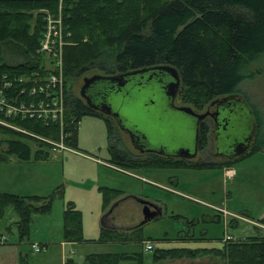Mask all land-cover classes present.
I'll return each mask as SVG.
<instances>
[{"label":"trees","instance_id":"obj_1","mask_svg":"<svg viewBox=\"0 0 264 264\" xmlns=\"http://www.w3.org/2000/svg\"><path fill=\"white\" fill-rule=\"evenodd\" d=\"M58 5L59 0H0V74L7 75L14 82L7 92L10 99L22 86L15 79H30L36 73L43 76L51 71L52 67L41 64L39 57L45 58V55L37 49L47 27L44 11L55 17ZM61 16V31L67 41L63 45L65 82H71L74 76L87 70L89 67L85 64H93L115 48L114 69L109 70L103 64L100 69L113 73L157 64L172 65L181 77L180 100L199 108L222 96L238 97L236 87L242 80L241 68L264 54V0H61ZM14 56L23 59L13 63ZM52 57L55 58L56 53ZM64 93L65 120H68L65 130L72 133L68 141L72 145L76 140V123L81 116L91 113L65 88ZM71 118L74 119L72 123ZM7 120L39 133H51L55 140L60 137L57 124L46 127L42 122L29 119ZM106 126L108 141H111L112 129L108 121ZM9 133L16 137H8ZM20 135L0 125V140L7 144V154L25 161L48 157V151H32ZM109 148L113 163L131 165L125 155L117 154L113 143ZM259 149L253 146L251 151L238 158ZM4 160L5 157L0 155V162ZM150 160L159 161L160 164L155 166L161 168L209 167V164L183 160ZM100 191L104 209L122 194L121 190L107 186L101 187ZM51 203L52 196L1 193L0 217L11 206L18 217L15 222L18 236L25 240L32 215L47 213ZM108 218L107 214L101 217L99 240L124 237L110 229L112 224L109 225ZM260 220L264 222V217ZM137 232L138 240H143L140 229ZM63 237L67 241L85 240L81 212L71 202L66 203L63 212ZM177 252L189 256L208 253L218 256L221 259L219 264H264V235L226 240L221 246L212 248L159 249V253H153V260ZM132 256L124 253L90 254L83 264H130L127 262ZM133 257L137 260L132 264H144L142 253ZM18 264H28L26 257L20 256Z\"/></svg>","mask_w":264,"mask_h":264},{"label":"rangeland","instance_id":"obj_2","mask_svg":"<svg viewBox=\"0 0 264 264\" xmlns=\"http://www.w3.org/2000/svg\"><path fill=\"white\" fill-rule=\"evenodd\" d=\"M44 13L46 18L53 20L50 22L49 28H55L59 32L63 28L61 0H59L58 13L55 17L51 16L47 10ZM63 38L62 34V39L61 36L59 37L62 40L61 52L58 51L57 60L52 57L53 54L50 52L42 53L45 58L39 57V60L41 64L47 65V68L54 67L60 62V70L65 78L63 45L67 41ZM111 49L93 64H85V67L89 68L74 76L71 82L64 80L63 87L69 92V95L78 96L84 77L105 74L106 71L100 69V64L107 66L109 70L114 69V55L117 50ZM13 59L11 62L15 63L23 57L14 56ZM241 72L242 80L236 87V94L244 101L252 115L248 118L237 115L233 122L236 125L241 124L240 130L242 131L247 129L250 122L253 121L255 133L249 151L253 146L260 149L242 158L227 162L225 159L213 155L214 142L208 135L199 149L197 158L191 163L203 161L202 163L209 164V167L199 169L156 167L155 165L160 162L150 160V158L146 159L148 155H139L131 145L128 135L116 130L114 121H108L113 136L108 144L106 122L99 116L83 115L80 117L75 125V127L77 126L75 138L77 143L72 145L68 142L72 137L70 130H63L62 134L65 135L68 132L69 135L65 138L59 135L60 137L55 140L51 137V133L36 132L16 121H5V124L2 122L4 125L1 126L4 128L10 127L12 131L21 133L22 136L19 137L28 142L32 151L42 149L50 154L45 159L36 161L31 159L26 162L14 154H7V144L0 140V155L5 157V160L0 162V194L52 196V203L47 213L36 212L32 215L29 235L25 240H20L15 224L18 217L11 206H8L0 217V237L3 236L4 239L1 243L7 241L0 244V248L20 247L19 251L22 252V256L26 257L28 264H62L59 245H49L48 250L35 252L31 248V244L36 243L44 246L40 242L43 240L41 238L46 235L51 237V241L59 242L61 239L59 237L63 232V212L66 201L71 200L73 205L82 211L87 233L92 234V225L98 224L101 215L103 216L108 211L114 201L124 198L127 192L141 198H149L148 200L161 207L162 215L160 217L140 226L143 241H150L154 245V249L146 252L148 258L152 260L153 253H159V249H171L162 245H172V241L176 238H186L187 246L172 249L219 247L226 241L227 235L232 237L230 240L264 235V222L259 219L264 216V144H262V140H264V54L245 64L241 68ZM156 98L159 100L160 106L165 107L161 96H156ZM147 100L148 96L144 97V101ZM176 103L178 102L176 101ZM191 104L188 105L195 107ZM127 105V110L128 108H138L137 103ZM206 105L204 104L199 110L203 111L207 107ZM139 109L143 111L140 104ZM29 120L36 121L35 119ZM14 135L9 133L8 137L15 138ZM48 140L64 143L65 148L54 147L47 142ZM111 143H113L115 151L119 153L125 151L128 155L126 158L129 159L131 165H118L112 162L109 153ZM65 150L79 151L88 157L98 158L102 163L107 160L117 170L103 164L98 166L89 162H81V157ZM95 173L97 181L94 179ZM100 185L125 191L124 194L110 202L104 213L100 212L99 203L88 204L85 200V194L95 193ZM162 185L167 187H162ZM97 208L100 214L96 212ZM140 208L141 205L133 200L121 202L107 214L109 225L112 223V217L120 216L124 210H129L132 212L131 215H134V219L129 222L138 224L142 219ZM129 218L130 216L126 220ZM197 242L202 244L197 245ZM140 246L141 244H136L134 248L137 249ZM84 247L76 246L77 250L71 254L75 264H83L86 252ZM89 247L95 251L122 250L120 244L87 246V252L90 250ZM66 249L67 255L70 254L68 247ZM7 251L11 252L12 249L11 251L7 249ZM0 252L3 251L0 250ZM7 256L11 258L12 253ZM153 261L155 264H219L221 259L208 253L198 252L196 255L189 256L177 252Z\"/></svg>","mask_w":264,"mask_h":264},{"label":"flooded vegetation","instance_id":"obj_3","mask_svg":"<svg viewBox=\"0 0 264 264\" xmlns=\"http://www.w3.org/2000/svg\"><path fill=\"white\" fill-rule=\"evenodd\" d=\"M122 73L125 72H113L100 75H116ZM150 74H152L151 78H146L144 76L139 77V79L134 78L129 81L124 88L118 91L115 84L113 85L107 81L95 82L86 92L90 99L89 103H87L86 98L80 95L81 86L78 96L72 95V97L77 98V100L85 106L87 111L91 113L88 115L99 116L104 119L105 122L114 121L116 130L128 135L129 141L135 151H137L139 155H148L147 158L191 162L197 158L199 149L208 135L214 142L215 151L213 155L215 157L223 158L227 162L234 161L238 158L237 156H233V152L229 148L231 143H220V122L223 116L229 119L227 112L230 109L226 103H217V100L224 96L210 100L203 111L199 110V107H192L180 100V77L179 88L175 97L170 102L171 107L169 109L162 108L156 96H161L162 99L164 98L160 90L163 83L170 80V78L164 73H160V71H152ZM145 90L149 91L146 95L148 96V100L143 101L142 107L146 112L143 111V113H140L139 110H134L126 114L123 108H125L124 106L128 98L126 99L125 96L129 94L131 99L134 100L136 96H132L133 92L140 96ZM122 96L124 97L123 99H121ZM176 101L179 104L176 103ZM104 102L110 106H112V103H117L118 107H116V109L118 110L113 109V111H118V116L107 114L102 111L100 105ZM180 106H189L196 114H205V116L200 119L189 117L188 114L176 110V107ZM123 126L129 129L131 133L129 130L123 128ZM252 142L253 138L250 140L249 146H251ZM148 147L155 148V150L148 151ZM181 148L194 150V154L190 157L176 156V153H178ZM117 154L120 156H128L125 151L120 153L117 152ZM202 162L203 161H195V163Z\"/></svg>","mask_w":264,"mask_h":264},{"label":"water","instance_id":"obj_4","mask_svg":"<svg viewBox=\"0 0 264 264\" xmlns=\"http://www.w3.org/2000/svg\"><path fill=\"white\" fill-rule=\"evenodd\" d=\"M154 72V71H160V73H164L165 75H167L170 80H168L167 82L163 83L160 93L161 95L164 97L163 101L165 104V107L160 106L162 108H170V102L171 100L175 97V94L179 88L180 85V74L178 72V70L169 64H158V65H154L151 67H144L141 69H137V70H132V71H127L125 73L122 74H116V75H100V74H93L91 76H86L83 78V84L81 85L80 88V95L83 96L84 98H86L87 103H89L90 99L88 97V95L86 94L87 90L90 88V86L95 83V82H104L107 81L108 83L111 84H115L117 91L120 90L121 88H124V86L131 80L135 79H139V77H146V78H151L152 74H150V72ZM149 91L145 90L142 92V94L139 96L138 94H135L133 92L132 96H136L134 100L131 99V96L126 95L125 98L127 99V103L125 104V108L124 112H129V111H134V110H139L140 113L146 112L142 107H143V101H144V97H146L147 93ZM145 94V96H144ZM124 97L122 96L121 99H123ZM220 102L226 103L227 106L230 108L227 112V114L229 115V119L228 118H224V116L221 119L220 122V143L224 144V143H231L229 148L232 150L233 152V156H243L244 154H246L249 151V142L250 140L253 138L254 133H255V124L254 122H250V125L247 129L244 130H240V125H236L233 121H234V117L237 115H242V117H250L252 115L250 109L245 105L244 101L238 97H234V96H224L221 99L217 100V103L220 104ZM131 104V103H137V107L138 108H128L127 110V104ZM139 104H140V108H142L143 111H141L139 109ZM226 106V107H227ZM117 103H112V106H110L109 104H107L106 102L102 103L100 105V109L102 111H104L107 114H113L114 116H118V109H116ZM159 107V106H158ZM246 107V108H245ZM113 109H116L113 111ZM176 110H179L185 114H188L189 117H194L196 119H200L203 116H205V114H196L191 107L189 106H180V107H176ZM247 110V111H246ZM249 113V114H248ZM190 119V118H189ZM244 120V119H242ZM123 128H125L123 126ZM126 130H129L127 128H125ZM130 132V130H129ZM131 133V132H130ZM237 133H239V135H237ZM148 151H152L155 150V148L152 147H148L147 148ZM161 151V150H159ZM194 154V150H191L189 148H181L179 150L178 153H176V156H185V157H190ZM130 197H132L135 201H137L140 205H141V214H142V219L140 220V222L136 225L137 227L153 220L156 219L158 217H160L162 215V210L161 207L159 205H157L156 203H154L151 200H148L146 198H141L138 197L134 194L129 195ZM126 198V196L124 197ZM122 198V199H124ZM122 199H118L117 201H114V203L110 206V208L108 209V211L104 214H108L110 212H112V210L119 204V202Z\"/></svg>","mask_w":264,"mask_h":264},{"label":"built area","instance_id":"obj_5","mask_svg":"<svg viewBox=\"0 0 264 264\" xmlns=\"http://www.w3.org/2000/svg\"><path fill=\"white\" fill-rule=\"evenodd\" d=\"M46 20V31L40 40L37 52L56 53L57 57V55H59L58 51L61 52L62 31L61 29L59 32L55 28L50 29L49 24L53 20L49 18H46ZM60 36L61 39H59ZM60 68V62H58L57 65L52 67L50 72L44 73L43 76H40V73H34V77L30 79H23L22 77L15 79V82H21L22 86L15 97L11 99L8 97L7 92L14 86V82L7 78V75L0 74V125H4L5 121H9L7 119L11 118H18L21 120L35 119L47 126L57 124L61 132L60 136L64 138L68 136V132H66L65 135L62 134L63 130L68 131L65 130L68 120H65L64 78ZM21 94L23 95L21 96ZM73 120L74 119L71 118L70 123H72ZM2 122H4V124H2ZM47 142L54 147L65 148L63 142V144L53 140H48ZM225 239L230 240L232 237L227 235ZM3 240V236H1L0 241ZM31 248L35 252L45 249L44 246L37 245L36 243H32ZM152 249V243L150 241H144V251L147 252Z\"/></svg>","mask_w":264,"mask_h":264},{"label":"crops","instance_id":"obj_6","mask_svg":"<svg viewBox=\"0 0 264 264\" xmlns=\"http://www.w3.org/2000/svg\"><path fill=\"white\" fill-rule=\"evenodd\" d=\"M77 143V141L75 140V144ZM65 151H69V152H72L73 154L81 157L80 160H82L81 162H89L91 164H94V165H101L103 164L104 166L106 167H110L112 169H115L117 170L116 168H113V166L107 162V160H105L104 163H102V161L98 160V158H91V157H88L87 155H84V153L81 154V152L79 151H75V150H65ZM60 152V151H58ZM57 152V153H58ZM50 154V153H49ZM48 154V156H49ZM28 162V161H26ZM109 163V164H108ZM94 179H96L95 181H97V174L95 173V176H94ZM106 186V185H105ZM103 187V186H99L96 190L95 193H86V202L88 204H97L99 203V209L101 208L100 212L101 213H104V207H103V199H102V193L100 191V188ZM109 187V186H107ZM162 187H167L165 185H162ZM125 191L122 190V194H124ZM129 195H131L129 192L126 193V198L122 199L119 204L121 202H129V200H133L134 202L138 203L137 201H135L132 197H130ZM149 199V198H148ZM67 202H71L73 204V202L71 200H68L66 201ZM66 203H65V207H66ZM155 203V202H154ZM139 204V203H138ZM140 205V204H139ZM75 209L79 210L81 212V216H82V229H83V235H84V238L85 240L84 241H80V242H75V241H67L64 239L63 237V232H62V236H60L59 238H61L59 240V242H56V241H51V237H48L47 235L44 236V238H41L43 239L42 243L44 245V250H48L49 249V245H53V244H57L60 246V251H61V254H62V264H75L73 258L71 257V254H74L75 251L77 250L75 247L76 246H85L84 249L86 248V252H85V257H84V260L83 262L85 261V258L87 257V255H90V254H98V253H124V254H127V255H136V253H142V256H143V259H144V264H155L154 261L151 259V258H148V254L146 253V251H144V241L143 240H138L137 238V235H138V232L139 229L141 231V227H137V223L133 224L131 222H129L130 220H133L134 219V215H131L132 212H130L129 210H124L120 213V216H114L112 217V225H111V230H114V231H118L120 232L121 234L124 235V237H122L121 239H116V240H112V241H100L99 240V237H100V232H101V227H102V224H101V217L99 219V223H94V225H92V228H93V232L92 234L90 233H87V230H86V225L84 224V221H83V214H82V211L79 209V208H76L74 206ZM65 209V208H64ZM103 211V212H102ZM97 213L100 214V212L98 211V208L96 210ZM140 212H141V208H140ZM230 212V211H229ZM232 213V212H230ZM128 216H130V218L128 220H126V218H128ZM264 216L260 217L259 219L263 218ZM94 220H96V218H94ZM129 222V223H127ZM46 237V238H45ZM4 241V240H3ZM188 240H186V238H176L173 242L172 245H162V246H166V247H170V248H181V247H186L187 246V242ZM2 241H0V244H4V243H1ZM168 243H171V242H168ZM114 244H120L121 247H122V250H100V251H95V250H92L93 248H90L89 252H87V246H93V245H97V246H111V245H114ZM138 245V244H141V246L139 248H134L135 245ZM197 245H200L202 243H196ZM201 246H204V245H201ZM66 247H68V251L70 254L67 255V249ZM7 249H9L11 252L7 251ZM20 247H1L0 250L3 251V252H0V264H18V261H19V258L20 256H22V252L19 251ZM153 249H154V245H153ZM19 252V253H18ZM12 253V257L11 258H8L7 254H11ZM129 257L128 258V261L127 263H134L136 260H134L135 258L134 257ZM69 261V262H68Z\"/></svg>","mask_w":264,"mask_h":264}]
</instances>
